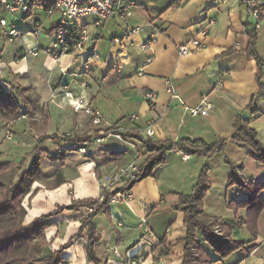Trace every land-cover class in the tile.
<instances>
[{"label": "crops", "instance_id": "crops-1", "mask_svg": "<svg viewBox=\"0 0 264 264\" xmlns=\"http://www.w3.org/2000/svg\"><path fill=\"white\" fill-rule=\"evenodd\" d=\"M134 1L145 7L134 6L131 16L126 19L115 16L101 28L89 20L92 39L87 47L100 54V59L93 62L92 73L83 72V55L67 54L56 61L41 52L23 62L19 68H24L23 72L32 78L38 109L32 117L37 120L35 128L30 132L24 130L19 140L29 133L37 139L44 133L58 132L63 126L68 128L66 132L79 136L96 130L106 132L115 126L114 130L119 132H138L157 141L198 139L213 143L226 138V148L211 157L195 154L185 159L183 150L169 151L165 162L154 169L153 175L138 181L130 189V196H126L125 191L112 196L108 210L94 218L101 236L95 247L97 257L100 264H127L125 257L115 253L118 249L122 255L131 251L137 264H182L186 222L184 211L178 206L179 198L180 194L191 192L204 164L209 167L211 182L204 200L206 214L220 224L229 223L234 239H253L255 245L247 255L244 250H237L213 264H264V210L254 238L246 224L238 222L240 218L247 219V208L241 207L235 212L227 207L228 201L239 202L248 197L243 186L230 185L235 166H242L237 172L243 181L264 182V164L256 160L247 147L231 139L234 124L242 114L264 144V64L259 65L247 52L252 40L245 24L256 27L250 9L240 0ZM56 22L47 28L55 26ZM263 25L264 13L260 26L256 27L258 37L255 41L256 52L262 57ZM133 28H139V31L130 32ZM205 28L207 33L200 35ZM154 31H158L157 41L150 50L142 49L141 42ZM196 36H200L206 45L188 55L180 54L179 45ZM115 37L120 41H113ZM38 42L40 46L47 44L39 39ZM23 46L22 43L17 52L18 63H22ZM150 52L154 59L145 64ZM142 67L144 72L139 73ZM166 79H171L175 94L168 90ZM218 81L222 84L216 87ZM63 84L74 94L88 98L93 110L101 113L100 124L93 125L91 115L76 111L70 105ZM147 90L156 93L154 102L146 96ZM204 95L208 96L212 108L192 115L189 109L196 107ZM253 99L257 113L248 110ZM134 114L137 117L132 120ZM40 124L42 130L37 135L36 126ZM54 127L56 131H53ZM149 129L153 130L152 135ZM49 141L51 138L40 147L46 149L44 155L53 161L50 168L40 170L41 179L34 182L23 198L27 208L25 224L55 211L59 205H70L75 199H102L105 175L127 167L133 161L142 163L150 154L148 145L132 136L119 138L112 135L101 142L94 140L87 153L78 151L76 146L79 144L74 141L56 143L52 149L46 144ZM72 150H77L80 156ZM4 160L16 161L14 157ZM31 161L25 168L32 165ZM219 165L223 167L221 172ZM45 181H49V185ZM124 184H117L115 188ZM259 197L264 198V190ZM86 213L84 207L64 209L51 217L52 225L45 231L51 242L50 248L57 250L69 242L80 231ZM163 241L170 248L161 254ZM85 244V236L74 240L63 252V264H95L88 259ZM212 256L218 257L215 252Z\"/></svg>", "mask_w": 264, "mask_h": 264}, {"label": "trees", "instance_id": "trees-1", "mask_svg": "<svg viewBox=\"0 0 264 264\" xmlns=\"http://www.w3.org/2000/svg\"><path fill=\"white\" fill-rule=\"evenodd\" d=\"M52 3H46L49 7ZM261 19H263L264 3L260 5ZM30 11L27 15H30ZM251 14V10H250ZM246 31L251 36V44L248 54L254 56L259 65L264 64V57L260 56L255 49V41L258 37L257 28L251 27L250 23L245 24ZM54 27V26H53ZM53 27L46 28L47 31ZM261 83V72L258 75ZM38 109V97L32 86H25L22 83L14 84L5 77H0V115L5 118L17 119L22 115L32 116ZM248 110L257 113L256 101L253 99ZM235 131L231 139L239 145L248 148L249 153L258 161L264 164V144L258 138L257 131L250 127L249 123L239 114L235 124ZM111 126L106 130L121 134L123 137H136L144 144L148 145L149 155L140 163V174L129 180L124 186L104 189L102 199L86 198L73 200L70 205H59L50 213L36 217L32 222L25 224L24 219L27 208L22 204L23 198L31 191L35 181L40 178L39 161L34 159L29 168H25L26 157L20 162L0 161V264H63V252L72 246L74 240L86 237L85 250L87 257L95 264H100L97 257L96 244L101 236L95 226V217L101 211H107L112 196L121 191H127L142 179L153 175L154 169L165 162L166 153L174 149H181L186 154H202L208 157L223 151L227 145V139L207 143L202 140H181V141H157L150 137H144L138 132H119ZM101 130H96L91 134L65 136L54 134H42L37 139V147L48 138L59 142L62 139L74 141L79 146L84 142L94 141ZM40 144V145H38ZM237 169H242L241 165L235 166L231 172L230 185L239 184L247 192V199L243 201H228L227 207L238 211L245 207L248 210L247 219H239V223H245L247 229L254 238L257 237L258 220L264 210V198L259 194L264 190V182H245L240 177ZM209 167L205 166L199 175V179L189 193L180 194L179 208L184 211L186 222V233L182 238L186 242L184 251V261L182 264H213L215 261L230 256L237 250H244L245 255L255 247L253 239L248 241L237 240L232 237V227L229 223H219L216 219L209 217L205 212L204 200L211 182L208 177ZM92 208L84 215L80 231L66 244L59 249L50 248L51 242L46 237V229L52 225L50 218L59 214L64 209ZM161 254L167 253L170 246L163 241ZM215 252L218 257L213 258Z\"/></svg>", "mask_w": 264, "mask_h": 264}, {"label": "built area", "instance_id": "built-area-1", "mask_svg": "<svg viewBox=\"0 0 264 264\" xmlns=\"http://www.w3.org/2000/svg\"><path fill=\"white\" fill-rule=\"evenodd\" d=\"M46 3H52L49 7L46 6L47 15H52L54 12L59 13V19L55 26L48 31L50 41L45 46H23V56L34 55L38 56L41 52L45 53L49 57L56 61H59L64 55L76 54L77 56H84L83 72L92 73L93 62L96 59H100V54L95 49H89L87 43L92 39L91 32L89 30V20H92V24L97 28H101L107 20L115 16L121 18H128L132 14L133 7L138 5L142 8L144 4L137 3L134 0H45ZM183 0H177L176 3H180ZM246 4L251 10V16L255 19V26L259 27L261 23V11L260 5L264 3V0H240ZM36 0H0V30L5 39L10 41L15 40L19 32L16 28L8 26V20L6 18L7 13H18L21 15H27L33 10V6ZM212 22V21H211ZM41 23L37 22L36 25L28 33L33 37H39L46 33L47 29L41 28ZM139 28H133L130 32L136 33ZM207 29H202L199 34L205 35ZM158 31L152 32L151 36L141 42L140 47L144 50H150L157 41ZM22 37L25 34H21ZM113 41L119 42L120 38L115 37ZM206 45V42L201 39L200 36H196L188 40L187 42L180 44L178 49L180 54L188 55L194 51L202 49ZM154 56L150 54L145 60V64H149L153 61ZM5 63L3 62L0 51V77H2V69H4ZM144 68H140L139 73H143ZM66 74V72H65ZM65 83V82H64ZM168 90L175 94L171 79H166ZM222 81H218L216 87L221 86ZM65 88V95L70 98V104L76 111H83L87 115H91L93 124H100L103 120L99 111L93 110L91 103L83 95H76L72 91L68 90V86L63 84ZM146 96L150 98L152 102L156 99L155 92L147 90ZM212 108V104L207 95H204L200 103L193 108L189 109V112L196 116L200 113L206 112ZM26 117V116H25ZM136 114L131 116V119H135ZM149 134H153V130H148ZM116 136L122 138V135L115 132H102L95 140L101 142L106 136ZM11 137V134L9 135ZM91 142H84L82 146L78 148V151L87 153ZM185 159H188L190 155L186 154ZM140 174V163L137 161L131 162L127 167L120 168L110 174L104 176L103 190L113 189L117 184L127 183L129 180L136 178ZM130 190L125 191L126 196H130ZM114 197V196H113ZM87 211H92V208H88ZM119 256L125 257L127 264H137L134 259V255L131 251H128L126 255L118 250H114Z\"/></svg>", "mask_w": 264, "mask_h": 264}, {"label": "rangeland", "instance_id": "rangeland-1", "mask_svg": "<svg viewBox=\"0 0 264 264\" xmlns=\"http://www.w3.org/2000/svg\"><path fill=\"white\" fill-rule=\"evenodd\" d=\"M6 18L8 20V26L6 27V29H10L11 27H14L18 30L19 34L13 41L5 39L3 35L0 38V51H1L3 62L5 63V67L4 69H2V77L7 78L8 80H10L16 85L19 83H22L25 86H32L31 85L32 78L30 79V76L23 72L24 68L23 69L19 68L20 66H22L23 62H28L30 58H32L31 57L32 55L22 57L21 58L22 63H18L16 62L17 52L19 53V48L22 45V43L24 46H28V45L29 46L39 45L40 46L38 39L42 43H48L50 36L49 35L46 36L44 31H43V34H41L39 37H33L28 32L32 30V28L36 25L37 22H40L41 28L45 30L54 21L55 22L58 21L59 13L54 12L52 15H47L46 1L36 0L33 6V10L30 15H21L18 13H7ZM252 19L255 21L253 16H252ZM263 30H264V25H263ZM1 33H2V30H0V35ZM21 34H25V36L22 37ZM38 58L39 57H37V59ZM14 62H16L17 64ZM69 102H71L70 98H69ZM33 116L34 114L32 116L22 115L17 119H12V118H5L2 115H0V161H5L4 159L8 157H14L16 162H20L22 158L26 157L25 167H27L30 164V161L31 160L34 161V159L36 158V160L39 161L40 170L41 169L46 170L51 167L53 160L51 158H48L47 155H44V152L46 151V149L43 147L34 146V145H37L38 138L36 139L33 134L29 133L24 136L23 140H19V136L21 133L24 132V130H28L30 132L31 130L35 128V123L37 122V120L32 119ZM45 123L46 121L43 123V126ZM93 125L97 126V124H93ZM93 125L91 124V127L94 130ZM36 127L38 131L37 135H40L41 133L40 131L42 130L41 129L42 125L40 124V126H36ZM66 129L68 128H65L63 126L62 128H60V131L55 132V133L59 135L72 136L73 133L66 132ZM53 131H56L55 127ZM10 134H11V137H9ZM51 134H54V133H51ZM62 142L63 144H65L66 142H69V140L62 139L59 142H57L51 138V141H49L46 144H48L47 146L52 149L55 147L56 143H62ZM43 143L41 145H43ZM72 151H74L75 154H78L80 156V153L77 150L76 151L72 150ZM31 156H33L32 157L33 159H31ZM32 163L33 162L31 161V164ZM204 167L205 165L203 164L201 169H203ZM222 170H223V167L219 165L218 171L221 172ZM198 179H199V176L197 177V181ZM45 183L49 185V181H45ZM22 204H23V201H22Z\"/></svg>", "mask_w": 264, "mask_h": 264}]
</instances>
